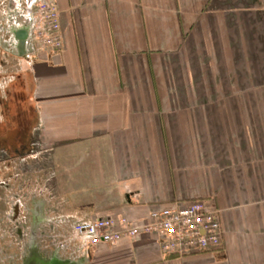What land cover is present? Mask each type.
I'll return each mask as SVG.
<instances>
[{"label":"crops","instance_id":"crops-1","mask_svg":"<svg viewBox=\"0 0 264 264\" xmlns=\"http://www.w3.org/2000/svg\"><path fill=\"white\" fill-rule=\"evenodd\" d=\"M49 1L62 51L15 56L58 240L75 219L138 224L191 200L220 209L223 231L210 251L164 253L150 233L84 254L28 248L31 263L264 264V0Z\"/></svg>","mask_w":264,"mask_h":264},{"label":"built area","instance_id":"built-area-1","mask_svg":"<svg viewBox=\"0 0 264 264\" xmlns=\"http://www.w3.org/2000/svg\"><path fill=\"white\" fill-rule=\"evenodd\" d=\"M0 21V37L6 48L18 50L15 35L20 28L28 29L25 57L34 61L44 54L58 53L64 47L61 15L49 0H10V7ZM221 211L203 200L176 202L151 211L144 223L133 224L126 217L120 221L109 218L75 219L70 231L58 240L56 251L80 248L84 254L101 243H116L124 237L156 234L164 253L203 252L218 248L222 243ZM74 254H71L72 257Z\"/></svg>","mask_w":264,"mask_h":264},{"label":"flooded vegetation","instance_id":"flooded-vegetation-1","mask_svg":"<svg viewBox=\"0 0 264 264\" xmlns=\"http://www.w3.org/2000/svg\"><path fill=\"white\" fill-rule=\"evenodd\" d=\"M9 7L10 0H0L1 22ZM24 138L0 140V264H32L26 256L32 244L53 255L58 243L54 174L45 151Z\"/></svg>","mask_w":264,"mask_h":264},{"label":"rangeland","instance_id":"rangeland-1","mask_svg":"<svg viewBox=\"0 0 264 264\" xmlns=\"http://www.w3.org/2000/svg\"><path fill=\"white\" fill-rule=\"evenodd\" d=\"M3 36L5 39L8 38L0 30V37ZM15 55L14 50L6 48L0 40V140L7 135H13L14 132L18 133L15 134L16 136L20 133L28 140L33 135L29 119H25L29 117L28 114L26 116L28 106L25 104V99L29 100L31 95V81L29 76L26 82L22 76L20 77L25 71L24 61L27 59ZM19 123H23V126Z\"/></svg>","mask_w":264,"mask_h":264},{"label":"water","instance_id":"water-1","mask_svg":"<svg viewBox=\"0 0 264 264\" xmlns=\"http://www.w3.org/2000/svg\"><path fill=\"white\" fill-rule=\"evenodd\" d=\"M15 35H16V37L18 39V51H19V53L21 55H23L24 52H25L26 40H27V37H28V29L27 28H24V27L23 28H20V29L16 30ZM32 246H33V244L29 248L32 249ZM32 251L33 250H31V252ZM29 255H31V254H29ZM27 261L29 262L30 261V258H28Z\"/></svg>","mask_w":264,"mask_h":264},{"label":"trees","instance_id":"trees-1","mask_svg":"<svg viewBox=\"0 0 264 264\" xmlns=\"http://www.w3.org/2000/svg\"><path fill=\"white\" fill-rule=\"evenodd\" d=\"M20 58V57H19Z\"/></svg>","mask_w":264,"mask_h":264}]
</instances>
